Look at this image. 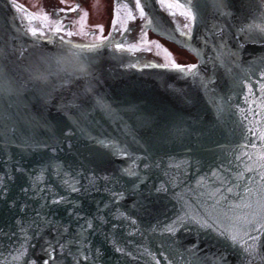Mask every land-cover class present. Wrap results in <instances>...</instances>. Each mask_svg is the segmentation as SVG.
Returning a JSON list of instances; mask_svg holds the SVG:
<instances>
[{
    "label": "water",
    "instance_id": "1",
    "mask_svg": "<svg viewBox=\"0 0 264 264\" xmlns=\"http://www.w3.org/2000/svg\"><path fill=\"white\" fill-rule=\"evenodd\" d=\"M141 1L196 70L33 37L0 0V264H264L262 5L159 0L184 37Z\"/></svg>",
    "mask_w": 264,
    "mask_h": 264
},
{
    "label": "flooded vegetation",
    "instance_id": "2",
    "mask_svg": "<svg viewBox=\"0 0 264 264\" xmlns=\"http://www.w3.org/2000/svg\"><path fill=\"white\" fill-rule=\"evenodd\" d=\"M11 2L32 35L59 39L78 49H96L109 44L118 51L132 52L139 58L138 60L143 59L149 65L170 66L162 64V60L150 58L155 54L142 53L146 30L144 13L141 15L140 9L135 7L136 0L119 2L107 0V3L103 0H11ZM261 2L264 7V0ZM118 4L121 6L119 21ZM181 26L190 29L189 25ZM155 46L159 49L165 47ZM137 48L140 50L137 51Z\"/></svg>",
    "mask_w": 264,
    "mask_h": 264
},
{
    "label": "rangeland",
    "instance_id": "3",
    "mask_svg": "<svg viewBox=\"0 0 264 264\" xmlns=\"http://www.w3.org/2000/svg\"><path fill=\"white\" fill-rule=\"evenodd\" d=\"M103 1L104 3H107V0H103ZM147 35L156 59L162 60V64H168L170 66H173V62H174L176 65H180V68H192V65H194L193 63L194 59L191 58L190 54L181 51V49L179 50L177 46L174 47L171 46L170 44L169 46L164 44L163 42L165 40L163 39L154 40L153 39L154 36L149 31L147 32ZM155 45H160V46L164 45L165 47H163L164 49H159Z\"/></svg>",
    "mask_w": 264,
    "mask_h": 264
},
{
    "label": "snow or ice",
    "instance_id": "4",
    "mask_svg": "<svg viewBox=\"0 0 264 264\" xmlns=\"http://www.w3.org/2000/svg\"><path fill=\"white\" fill-rule=\"evenodd\" d=\"M177 6H180L182 7V5H177ZM126 7V5H125ZM135 7L139 8L140 9V12H141V15H143L144 13V9L142 7H140V3H139V0H136V4H135ZM169 7H171V5H169ZM120 8L121 6L118 4L117 5V21H119V16H120ZM190 20H194L195 19V16L194 14L192 13L191 11V8L189 7V9L184 13ZM85 15H87V13H85ZM129 15H131V13H129ZM259 30V32L261 33V38L264 39V26H256ZM33 34H35L34 30H33ZM173 66L176 67V68H180V65H176L174 62H173ZM194 67V66H193ZM169 231H175L174 228H169ZM232 239L235 240L236 239V236L233 235L232 236Z\"/></svg>",
    "mask_w": 264,
    "mask_h": 264
},
{
    "label": "bare ground",
    "instance_id": "5",
    "mask_svg": "<svg viewBox=\"0 0 264 264\" xmlns=\"http://www.w3.org/2000/svg\"><path fill=\"white\" fill-rule=\"evenodd\" d=\"M164 44H166V45H168L169 46V40H165L164 42H163ZM175 46H177L178 47V45H175ZM194 65H197V64H194Z\"/></svg>",
    "mask_w": 264,
    "mask_h": 264
}]
</instances>
